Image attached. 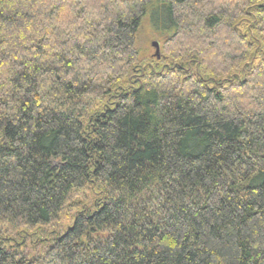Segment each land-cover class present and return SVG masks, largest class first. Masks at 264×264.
Listing matches in <instances>:
<instances>
[{
	"label": "trees",
	"instance_id": "1",
	"mask_svg": "<svg viewBox=\"0 0 264 264\" xmlns=\"http://www.w3.org/2000/svg\"><path fill=\"white\" fill-rule=\"evenodd\" d=\"M228 1L0 0V264H264V0Z\"/></svg>",
	"mask_w": 264,
	"mask_h": 264
},
{
	"label": "rangeland",
	"instance_id": "2",
	"mask_svg": "<svg viewBox=\"0 0 264 264\" xmlns=\"http://www.w3.org/2000/svg\"><path fill=\"white\" fill-rule=\"evenodd\" d=\"M227 2H229V1L227 0ZM257 3L260 5V7L261 6H264V4H261L260 2H257L256 1L255 4H257ZM260 9H262V8H260ZM253 12H256V10L253 9ZM167 37L168 36H161L160 33L155 32L149 26L147 20L142 21V24H141L140 29H139L138 39H137L139 51H140V53L143 54L142 55V58L145 61L149 62L150 64H153L154 63L152 61L153 60L152 58H153V56H155V48L153 47L152 42H157L158 45H159V47H160V52L159 53H161L162 56H160V59H158L156 61L162 63V65H164L165 63L168 64V62L164 58L166 56L165 54L170 53L169 51L172 50V48H170V45L167 44V47H165L164 50H163L164 47H162V49H161L162 43L163 42H166ZM239 37H240V35L237 38H235L236 41L239 39ZM227 39L228 38L226 36L225 37L222 36L221 41L222 42H225V43H228L229 39L228 40ZM230 39H232V38H230ZM234 42H235V40H234ZM202 47H204V46H202ZM249 47L253 48L252 45H249L248 47H246V44L244 45V43H243V48H245V50L250 49ZM251 51H253V49ZM250 54H251V57H254V53L253 52H251ZM168 57L170 58V56L167 55V58ZM247 62H248L247 60L246 61L245 60L242 61L241 62V67L243 68V66H245L246 64H248ZM162 65L161 66H158V67H161L163 69L162 72H165V69L163 68L164 66H162Z\"/></svg>",
	"mask_w": 264,
	"mask_h": 264
},
{
	"label": "water",
	"instance_id": "3",
	"mask_svg": "<svg viewBox=\"0 0 264 264\" xmlns=\"http://www.w3.org/2000/svg\"><path fill=\"white\" fill-rule=\"evenodd\" d=\"M157 44H158L157 42L152 43L153 47L155 48V56L159 57V50H158Z\"/></svg>",
	"mask_w": 264,
	"mask_h": 264
},
{
	"label": "flooded vegetation",
	"instance_id": "4",
	"mask_svg": "<svg viewBox=\"0 0 264 264\" xmlns=\"http://www.w3.org/2000/svg\"><path fill=\"white\" fill-rule=\"evenodd\" d=\"M153 43V42H152ZM157 47H158V49H159V46H158V44H157Z\"/></svg>",
	"mask_w": 264,
	"mask_h": 264
}]
</instances>
